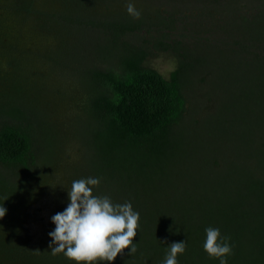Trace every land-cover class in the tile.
<instances>
[{
    "label": "trees",
    "instance_id": "1",
    "mask_svg": "<svg viewBox=\"0 0 264 264\" xmlns=\"http://www.w3.org/2000/svg\"><path fill=\"white\" fill-rule=\"evenodd\" d=\"M126 8L127 0H55L49 9L46 0H0V57L11 58L3 72L0 58V206L7 209L0 219V264H73L49 249L51 217L68 203L67 191L53 188L49 177L59 163L76 157L96 159V171L89 173L95 177H124L133 166L134 175H147L150 182L156 172L149 191L143 180L146 202L135 209L140 213L137 250L129 255L125 249L112 264H162L168 245L183 240L187 248L179 264H219L203 248L209 226L231 237L228 264H264V120L255 117L264 109V97L249 95L253 118L245 125L247 139L237 136L235 154L226 141L207 146L195 160L198 147L193 155L189 150L190 137L196 140L202 122L218 113L193 121L190 98L198 65L217 64L216 78L226 92L229 80L219 76L223 62L246 60L263 89L264 11L253 18L237 16L230 24V32L240 35L238 49L222 48L212 58L187 52L165 77L145 64L146 48L121 39L144 25L171 29L172 21L147 5L136 6L139 19ZM23 44L28 52H21ZM37 80L43 82L44 112L38 127L23 109ZM223 107L224 100L219 112ZM45 137L46 156L55 161L46 170L45 190L34 195L27 185ZM230 162L236 165L233 174L225 171ZM68 174V180L77 177ZM207 179L233 187L211 188Z\"/></svg>",
    "mask_w": 264,
    "mask_h": 264
},
{
    "label": "rangeland",
    "instance_id": "2",
    "mask_svg": "<svg viewBox=\"0 0 264 264\" xmlns=\"http://www.w3.org/2000/svg\"><path fill=\"white\" fill-rule=\"evenodd\" d=\"M46 2L48 9L54 8L55 0L52 2L46 0ZM135 5L137 7L147 5L151 9L159 11L164 19L172 21L171 29H162L157 24H152L153 26L144 25L138 31L129 33L121 39L123 42L146 48L148 50V57L145 64L156 69L165 77H169L170 73L179 66L187 52L192 56L194 55L195 58H212L214 55L218 56L222 48L238 49L240 35L234 31L230 32V24L234 23L233 20L237 16L239 18H253L261 11H264V0H222L219 2L213 0H135ZM260 31L263 33V30ZM53 58L55 59L56 57L54 56ZM188 58V61L193 60L190 57ZM243 61L246 60H240L239 62L233 59L230 62H223L219 76L220 78L229 80V87L227 86L226 92H224L223 84L216 78L218 72L217 64L212 65L211 63V66H207L203 63L198 65L199 68L197 67L198 70L196 72L199 80L191 92L192 98H190L192 112L196 113L193 121L199 122L216 111L218 113L210 116L208 118L210 121L206 119L202 122L205 126L202 127L201 131L195 133L197 141L190 137L191 147L189 150H191V154L193 155L196 152L194 149L196 146L200 151L199 155H193L194 160L195 157L202 158L201 153H206L207 146H219L224 141H226L224 145L229 146L235 154L237 136L241 138L249 134V127H245L249 120L252 122L251 119L253 118L252 114L248 115L249 109L253 107V100H251L249 95L251 97L253 95L264 97V85L263 87L261 86L262 90L258 89L260 87L253 80L257 74L252 63ZM241 65H243V68ZM98 67L102 70L107 69L106 65L100 63H98ZM44 68L45 66L42 67V69ZM238 69L241 71H238ZM54 70L55 67H53V72ZM249 75L253 77L248 78ZM39 82L37 80L36 91L31 90L28 92L23 102V109L27 113L26 115L36 127H38L40 121L43 122L44 118V112L40 109L42 106L41 102H43L40 86L43 82ZM246 96L249 98L248 100H246ZM223 100L224 107L219 112L220 108L218 109V107L223 103ZM231 107L235 110L242 109V111L235 113L233 110V112H230L228 109H231ZM261 112L264 115V109ZM261 112L257 111L255 114L258 121L264 120L260 116ZM244 138L247 139V137ZM47 141L48 139L45 137L37 166L33 169V174L28 180V190L34 195H41L45 190L46 170L51 165L54 166L53 161H55V158L46 156ZM239 143L242 144L241 141ZM70 151L74 153L76 149L72 148ZM231 157L234 158L233 156ZM68 163L66 165L59 163L58 168L61 170L57 168L52 169L51 174L54 175L49 177V184L53 188H59L63 192L71 189L73 180H68L70 178L68 172L75 173L77 177H73V179L76 180L90 176L89 173L95 172L97 166L96 159L92 157H76ZM235 168L236 165L230 162L226 166L225 171L232 172L231 174H233L237 170ZM129 169V173L120 178L115 177V179H110L107 175H101V182L96 188L99 195H108L117 203L130 201L133 208L136 209L141 207L140 204L146 202V197L141 196L144 193L142 191V188H144L143 180L150 185L149 188L145 187V190L149 191L156 177V172L153 173V176L151 174L152 179L150 178L149 182L147 175L138 177L133 173V166ZM197 172L198 169H195L194 175ZM207 182L211 188L220 187V183L222 187H233V185L226 183L224 180L219 181L215 179L214 185H212L211 179H207ZM224 190L226 189L221 188V192ZM154 206L155 202L152 198L149 208L153 209Z\"/></svg>",
    "mask_w": 264,
    "mask_h": 264
},
{
    "label": "clouds",
    "instance_id": "3",
    "mask_svg": "<svg viewBox=\"0 0 264 264\" xmlns=\"http://www.w3.org/2000/svg\"><path fill=\"white\" fill-rule=\"evenodd\" d=\"M127 13L139 19L141 12L135 0H127ZM101 182L100 177L88 176L72 181L67 190V206L51 217L55 225L48 235L52 254L63 253L73 264H112L125 249L129 255L136 252L139 211L132 203H117L108 195H97L94 188ZM7 209L0 206V219ZM204 251L219 264H228L233 252L231 237L222 235L219 227H206ZM187 241H174L168 245L162 264H179L178 256L183 255Z\"/></svg>",
    "mask_w": 264,
    "mask_h": 264
},
{
    "label": "flooded vegetation",
    "instance_id": "4",
    "mask_svg": "<svg viewBox=\"0 0 264 264\" xmlns=\"http://www.w3.org/2000/svg\"><path fill=\"white\" fill-rule=\"evenodd\" d=\"M30 50V47L28 46V45H25V44H23V48L21 49V52L23 51L24 53L25 52H28L27 50ZM10 56V55H9ZM1 58V61H2V63H1V66H2V69L3 70H1L2 72L4 71V70H7V69H9V61H11L10 59H9V57L8 58H6V57H0Z\"/></svg>",
    "mask_w": 264,
    "mask_h": 264
}]
</instances>
